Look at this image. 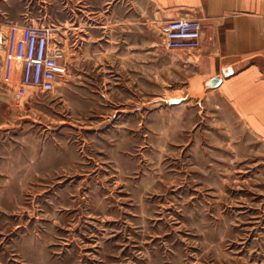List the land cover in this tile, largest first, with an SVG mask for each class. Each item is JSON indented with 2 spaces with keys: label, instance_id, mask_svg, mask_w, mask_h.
Returning a JSON list of instances; mask_svg holds the SVG:
<instances>
[{
  "label": "rangeland",
  "instance_id": "1",
  "mask_svg": "<svg viewBox=\"0 0 264 264\" xmlns=\"http://www.w3.org/2000/svg\"><path fill=\"white\" fill-rule=\"evenodd\" d=\"M58 12L68 0H0V34L49 26L67 63L54 91L17 100L0 62L13 95L0 104V264H264L261 120L189 89L164 24L126 32L123 71L86 62Z\"/></svg>",
  "mask_w": 264,
  "mask_h": 264
},
{
  "label": "crops",
  "instance_id": "2",
  "mask_svg": "<svg viewBox=\"0 0 264 264\" xmlns=\"http://www.w3.org/2000/svg\"><path fill=\"white\" fill-rule=\"evenodd\" d=\"M55 17L60 32L83 39L86 62L93 64L104 55L102 64L106 60L123 71L126 32L139 35L142 24L179 17L200 19L201 48L186 52L188 88L199 95L212 86L246 117L261 120L264 133V0H68V15L58 12ZM2 88L0 84V104H11L13 95L2 94ZM7 159L5 140L0 139V180L9 176Z\"/></svg>",
  "mask_w": 264,
  "mask_h": 264
},
{
  "label": "built area",
  "instance_id": "3",
  "mask_svg": "<svg viewBox=\"0 0 264 264\" xmlns=\"http://www.w3.org/2000/svg\"><path fill=\"white\" fill-rule=\"evenodd\" d=\"M166 50L193 52L202 45V22L174 18L162 28ZM4 49L2 81L22 99L30 92H52L67 73L66 52L49 26L13 23L0 34Z\"/></svg>",
  "mask_w": 264,
  "mask_h": 264
},
{
  "label": "water",
  "instance_id": "4",
  "mask_svg": "<svg viewBox=\"0 0 264 264\" xmlns=\"http://www.w3.org/2000/svg\"><path fill=\"white\" fill-rule=\"evenodd\" d=\"M165 102V101H164ZM168 103H171V104H174V103H179L180 101L179 100H170V101H167ZM166 102V103H167Z\"/></svg>",
  "mask_w": 264,
  "mask_h": 264
}]
</instances>
